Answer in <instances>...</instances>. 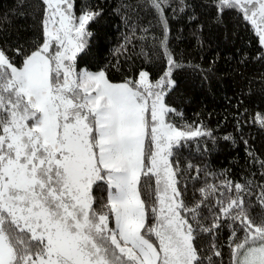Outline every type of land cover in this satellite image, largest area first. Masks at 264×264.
<instances>
[{"label":"snow or ice","instance_id":"snow-or-ice-1","mask_svg":"<svg viewBox=\"0 0 264 264\" xmlns=\"http://www.w3.org/2000/svg\"><path fill=\"white\" fill-rule=\"evenodd\" d=\"M41 3L42 44L28 54L15 49L20 66L0 48V264H212L221 256L215 242L202 257L195 241L214 236L222 222L232 229V264H264V216L255 223L245 206L255 196L264 208V184L225 179L202 186L191 207L182 199L173 149L207 133L166 122L174 110L164 89L178 66L167 53V28L165 74L155 84L144 71L138 81L114 84L104 71H78L75 63L102 11L85 7L76 16L71 0ZM164 3L149 0L166 25ZM213 6L218 14L237 11L264 46V0ZM255 122L264 127V116ZM94 187L107 191L99 208Z\"/></svg>","mask_w":264,"mask_h":264},{"label":"trees","instance_id":"trees-1","mask_svg":"<svg viewBox=\"0 0 264 264\" xmlns=\"http://www.w3.org/2000/svg\"><path fill=\"white\" fill-rule=\"evenodd\" d=\"M71 2L76 15L85 7L102 11L88 26V49L86 54H78L76 68L104 71L111 83L136 81L142 71L148 73L151 82H157L168 69V57L161 45L167 28V53L178 65L171 72L174 85L164 97L166 105L174 110L169 121L180 130L199 128L207 133L182 140L170 158L186 205L191 207L202 199L199 189L206 183L220 185L229 179L264 184V168L260 166L264 161V127L255 122L258 114L264 116V50L250 24L237 11L218 14L215 0H165L164 25L149 0ZM43 17L41 0H0V48L17 66L23 55H15V49L28 54L42 44ZM145 180L142 177V198L150 205L147 192L151 189ZM149 183L154 187V178ZM93 195L94 207L99 208L107 191L94 187ZM245 206L259 223L264 208L255 196L250 204L245 197ZM201 215L208 216L203 206ZM203 222L207 225L211 220ZM231 231L222 222L214 236L200 234L195 241L200 255L210 256V243L214 241L221 256L213 257L212 264H232L228 246ZM237 235L243 237L244 233L238 231Z\"/></svg>","mask_w":264,"mask_h":264},{"label":"rangeland","instance_id":"rangeland-1","mask_svg":"<svg viewBox=\"0 0 264 264\" xmlns=\"http://www.w3.org/2000/svg\"><path fill=\"white\" fill-rule=\"evenodd\" d=\"M75 14V13H74ZM76 15V14H75ZM79 15H81V14H79ZM79 15H76V16H79ZM43 19H44V17H43ZM249 23V22H248ZM250 24V23H249ZM250 26L252 27V29H253V31H254V33L256 34V36L258 37V35H257V33H256V31L254 30V28H253V26L250 24ZM258 40H259V37H258ZM260 44V43H259ZM260 46L262 47V49L264 50V46H262L261 44H260ZM85 69H81V70H78V71H84ZM87 71V70H86ZM90 72V71H89ZM145 72V71H144ZM92 73H98V72H92ZM149 78V77H148ZM139 80V75H138V77H137V79H136V81H138ZM151 82V81H150ZM122 83H124V82H122ZM153 84H155L156 82H152ZM114 84H119V83H114ZM171 87V86H170ZM170 87H166L165 89H164V92H165V94H166V92H167V90L170 88ZM165 94H164V97H165ZM164 97H163V99H164ZM149 103H150V100H149ZM165 103V102H164ZM166 104V103H165ZM168 108H170L168 105H166ZM171 109V108H170ZM172 111H170L168 114H167V116H166V122L167 123H171L170 121H169V118H168V116H169V114L171 113ZM196 128H191V129H187V130H195ZM148 146H149V143H148V141L146 140L145 141V147H146V149L148 148ZM153 150H154V146H153ZM153 239V241L155 240V238L153 237L152 238Z\"/></svg>","mask_w":264,"mask_h":264}]
</instances>
